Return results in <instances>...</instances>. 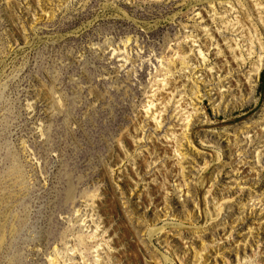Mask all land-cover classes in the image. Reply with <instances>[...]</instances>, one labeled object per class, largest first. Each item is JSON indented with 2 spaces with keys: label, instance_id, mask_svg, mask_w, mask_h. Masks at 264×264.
<instances>
[{
  "label": "rangeland",
  "instance_id": "374dc122",
  "mask_svg": "<svg viewBox=\"0 0 264 264\" xmlns=\"http://www.w3.org/2000/svg\"><path fill=\"white\" fill-rule=\"evenodd\" d=\"M0 264H264V0H0Z\"/></svg>",
  "mask_w": 264,
  "mask_h": 264
},
{
  "label": "bare ground",
  "instance_id": "6f19581e",
  "mask_svg": "<svg viewBox=\"0 0 264 264\" xmlns=\"http://www.w3.org/2000/svg\"><path fill=\"white\" fill-rule=\"evenodd\" d=\"M152 106V105H151ZM149 110V109H148Z\"/></svg>",
  "mask_w": 264,
  "mask_h": 264
}]
</instances>
